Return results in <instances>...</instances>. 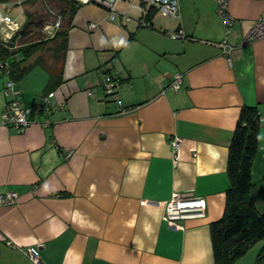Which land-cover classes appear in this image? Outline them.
Instances as JSON below:
<instances>
[{"label": "crops", "instance_id": "crops-1", "mask_svg": "<svg viewBox=\"0 0 264 264\" xmlns=\"http://www.w3.org/2000/svg\"><path fill=\"white\" fill-rule=\"evenodd\" d=\"M132 10L111 18L82 4L50 108L24 130L0 122V193L19 195L0 205V264H31L27 249L43 264H215L209 226L225 210L229 145L244 104L261 114L250 195L264 213V37L246 40L264 0H228L229 53L215 0H179L177 15L155 9L148 25ZM179 28L185 37L172 38ZM106 75L119 84L115 96L102 88ZM49 77L37 65L16 81L22 104L39 99ZM4 85L0 77V121ZM174 193L201 199L205 216L170 227ZM263 246L232 264H257Z\"/></svg>", "mask_w": 264, "mask_h": 264}, {"label": "trees", "instance_id": "trees-1", "mask_svg": "<svg viewBox=\"0 0 264 264\" xmlns=\"http://www.w3.org/2000/svg\"><path fill=\"white\" fill-rule=\"evenodd\" d=\"M9 3L11 0H0ZM60 14L66 18L65 27L60 26L53 36L34 38L44 21L26 11V22L8 41L0 39V59L9 61V76L20 81L37 65L49 72L44 94L53 92L63 80V68L68 48V30L82 5L75 0H57ZM155 9L148 13V19ZM52 43L50 59L35 54ZM34 57V58H33ZM33 58L32 61L30 59ZM2 77V76H0ZM261 114L256 106H241L229 145L227 173L230 186L226 190V205L222 217L210 223V234L215 264H232L257 242L264 240V213L255 206L251 195V170L258 151ZM257 264H264V246L260 249Z\"/></svg>", "mask_w": 264, "mask_h": 264}, {"label": "built area", "instance_id": "built-area-1", "mask_svg": "<svg viewBox=\"0 0 264 264\" xmlns=\"http://www.w3.org/2000/svg\"><path fill=\"white\" fill-rule=\"evenodd\" d=\"M81 4L95 3L106 8L111 18L116 15H121L123 18H129V9H135L140 13L139 22L142 25H148V13L151 9H156L165 16H175L179 12V0H75ZM217 4V13L220 16L225 28V39L220 43L224 52L229 53L233 46L228 41V36L232 31L234 18L228 12V0H215ZM119 3H124L127 6L126 10L118 8ZM13 4L0 1V39L4 42L10 40L20 29L21 25L10 15ZM91 24V27H94ZM59 27V22L54 25L48 24L45 31L48 36H53ZM172 38L185 37L182 28L170 34ZM264 37V10L255 21L253 27L246 36V40L257 39ZM10 64L9 61L0 59V76L5 78L4 96L6 98L5 108L1 117V124L17 130H24L33 121V116L50 108L52 101L48 95H42L31 105H24L20 100L22 89L17 85V82L9 76ZM183 80L181 73H176L170 82V86L177 90ZM118 82L112 75H106L102 80V88L106 96H115L117 93ZM89 93H91L89 91ZM123 109V108H122ZM180 138L173 136L171 144L175 149L180 146ZM18 193L13 190H7L0 193V205H12L18 201ZM206 214L205 203L201 199L193 197H184L182 194L174 193L172 198L166 202V210L164 220L167 224L176 229H182L183 224L180 220L188 218H200ZM26 252L30 256L31 264H43L32 249H27Z\"/></svg>", "mask_w": 264, "mask_h": 264}, {"label": "rangeland", "instance_id": "rangeland-1", "mask_svg": "<svg viewBox=\"0 0 264 264\" xmlns=\"http://www.w3.org/2000/svg\"><path fill=\"white\" fill-rule=\"evenodd\" d=\"M10 3L13 4V7H11L10 10V15L13 19L18 21L21 26L26 22V11L35 14L36 20L41 19L44 21L42 29L37 32L39 34L34 38L42 37L45 39L48 37V34L45 31V27L48 24L54 25L59 22V27H65L67 24L66 18H63L60 14L61 8L57 3V0H11ZM137 13L139 12L135 9L131 12L133 17L139 18L140 13ZM51 45V42L48 43L47 47L38 51L35 56L39 54L43 55L48 59V62H51L50 54L52 51L48 50V47Z\"/></svg>", "mask_w": 264, "mask_h": 264}]
</instances>
